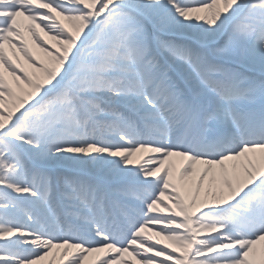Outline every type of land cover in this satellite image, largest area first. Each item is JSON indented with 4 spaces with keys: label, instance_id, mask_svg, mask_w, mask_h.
Here are the masks:
<instances>
[{
    "label": "snow or ice",
    "instance_id": "obj_1",
    "mask_svg": "<svg viewBox=\"0 0 264 264\" xmlns=\"http://www.w3.org/2000/svg\"><path fill=\"white\" fill-rule=\"evenodd\" d=\"M0 264H264V0H0Z\"/></svg>",
    "mask_w": 264,
    "mask_h": 264
}]
</instances>
